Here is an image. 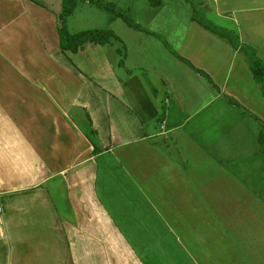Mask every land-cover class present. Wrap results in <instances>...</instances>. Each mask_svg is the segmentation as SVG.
<instances>
[{
    "label": "crops",
    "instance_id": "crops-1",
    "mask_svg": "<svg viewBox=\"0 0 264 264\" xmlns=\"http://www.w3.org/2000/svg\"><path fill=\"white\" fill-rule=\"evenodd\" d=\"M159 1L70 52L59 4L0 0V264H264V209L238 178L261 152L222 101L259 140L264 96L247 48L192 20L264 66V0Z\"/></svg>",
    "mask_w": 264,
    "mask_h": 264
},
{
    "label": "rangeland",
    "instance_id": "rangeland-1",
    "mask_svg": "<svg viewBox=\"0 0 264 264\" xmlns=\"http://www.w3.org/2000/svg\"><path fill=\"white\" fill-rule=\"evenodd\" d=\"M36 1V0H35ZM46 6H53L50 9H54L56 12L59 4V0H37ZM95 1V0H93ZM101 3H112L116 10L124 11L132 19H135L138 23L143 24L146 18L149 16V9H154L150 4V0H98ZM52 9V10H53ZM109 14L105 13L103 10L91 5H86L83 3H78L71 16L68 17V31L73 30H85L91 27H102L107 23ZM234 97L228 94L223 95V103L232 107V112H235L240 118L241 127L246 132L253 134L251 139H244L241 142V149L244 148L245 151L256 152L260 151L261 156L258 158H243L240 166L249 167V173L244 175H238L242 184H249L251 190L259 197L262 207L264 209V144L259 142L258 135L255 129H252V124H257V121L252 112L248 111L245 107L240 104H231L228 101L233 102ZM237 117V120L239 119ZM243 117V118H241ZM222 132V130L214 129L210 132L211 135H216V137ZM238 144V143H237ZM239 149V150H241ZM253 162V163H252ZM260 162V164H259ZM258 213V212H257ZM261 215H264V210L260 211ZM262 223V222H261Z\"/></svg>",
    "mask_w": 264,
    "mask_h": 264
},
{
    "label": "trees",
    "instance_id": "trees-1",
    "mask_svg": "<svg viewBox=\"0 0 264 264\" xmlns=\"http://www.w3.org/2000/svg\"><path fill=\"white\" fill-rule=\"evenodd\" d=\"M85 1H88L90 4L103 10L107 14L114 16V18H120L129 27L138 29V25L134 23V19L130 18L128 14H126V12L116 10L114 4L112 3H101L98 0H59V11L56 15V22L60 51L76 52L85 44L104 45L110 42L119 41L110 29L84 30L75 34L68 33L66 23L67 18L72 14L75 6L78 3H83ZM150 1L153 2V0ZM155 2H157L156 5L158 7L161 5V2L159 0H155ZM199 14V9L197 7H194L192 20L198 22L206 30L226 40L233 49L239 48L240 50H246L247 48L248 52H245V55L248 69L252 75L253 80L259 86L261 94L264 96V66L262 65L260 60L255 57V50L240 44L238 41L236 43H233L232 39L226 35V32L228 31L212 25L204 17L198 18ZM195 72L204 77V75L200 71L195 69ZM259 141L264 142V130L259 135Z\"/></svg>",
    "mask_w": 264,
    "mask_h": 264
}]
</instances>
